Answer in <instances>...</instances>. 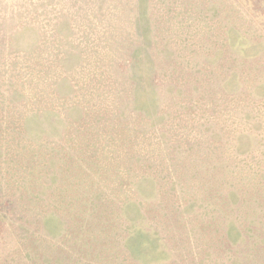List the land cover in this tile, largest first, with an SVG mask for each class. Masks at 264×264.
I'll use <instances>...</instances> for the list:
<instances>
[{"label": "rangeland", "instance_id": "374dc122", "mask_svg": "<svg viewBox=\"0 0 264 264\" xmlns=\"http://www.w3.org/2000/svg\"><path fill=\"white\" fill-rule=\"evenodd\" d=\"M0 264H264V0H0Z\"/></svg>", "mask_w": 264, "mask_h": 264}]
</instances>
